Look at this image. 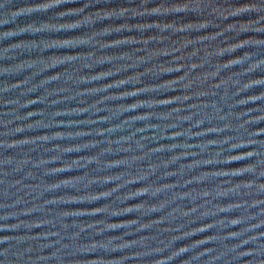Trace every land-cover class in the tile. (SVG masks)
Listing matches in <instances>:
<instances>
[{"label": "water", "instance_id": "water-1", "mask_svg": "<svg viewBox=\"0 0 264 264\" xmlns=\"http://www.w3.org/2000/svg\"><path fill=\"white\" fill-rule=\"evenodd\" d=\"M0 264H264V0H0Z\"/></svg>", "mask_w": 264, "mask_h": 264}]
</instances>
